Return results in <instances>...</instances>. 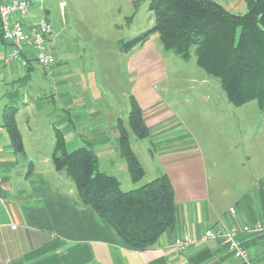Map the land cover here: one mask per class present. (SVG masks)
<instances>
[{"label":"crops","instance_id":"0c3cea01","mask_svg":"<svg viewBox=\"0 0 264 264\" xmlns=\"http://www.w3.org/2000/svg\"><path fill=\"white\" fill-rule=\"evenodd\" d=\"M49 14L47 0L42 7L36 2L26 18V25ZM60 33L55 29L50 41L57 58L52 71H47L35 60L32 51L25 48L21 58L26 64L20 59L6 63L0 77V91H3L0 95L5 101L0 113V264H244L222 238L203 239V235L209 228L219 227L227 232L233 226L243 228L264 222V134L248 148L245 156L239 157L238 150L232 145L222 147L225 154L215 156L213 153L212 159H208L188 128L176 130L183 122L167 124L176 115H161L157 111L159 101L156 98L147 100L152 92L141 89L138 78L142 64L152 66V61L159 57L151 39L132 51H120L121 55L130 57L127 69L132 74L131 94L144 111L151 131L149 136L166 135L156 140V155L150 154L151 159H159L162 167L156 173L166 172L175 189L176 223L152 247L138 250L129 246L91 205L78 202L74 182L52 163L56 140L43 138L46 133L43 128L27 129V135L33 137L30 144L17 117L25 152L20 155L14 152L3 124L4 108L17 106L19 115L27 107L19 102L23 95L21 90L32 87L29 81L33 77L40 80V76L51 74L57 76L52 79L54 87L50 94L43 96L42 87L37 86L40 95L27 102L30 107H34V103L40 109L54 108L50 112L56 111L57 117L54 122L49 120V133L53 130L56 138L57 130H60L67 144L70 138L77 137V148L91 143L100 161L102 152L111 151L117 155L113 156L112 163H116V158L124 161L118 150L117 112L113 109L108 112L99 108L93 110L98 104L94 100L80 101L83 90L78 91L76 83L62 77L59 67L64 60L60 58L61 50L55 49ZM11 48V43L0 32V58L5 59ZM10 86L14 88L10 89ZM102 93L108 96L107 90ZM257 104L264 110L258 101ZM260 116H264L262 111ZM46 144L50 159L38 155ZM185 234L193 235L197 242L181 251L173 243ZM241 239L252 260L264 264V231L243 233Z\"/></svg>","mask_w":264,"mask_h":264},{"label":"rangeland","instance_id":"374dc122","mask_svg":"<svg viewBox=\"0 0 264 264\" xmlns=\"http://www.w3.org/2000/svg\"><path fill=\"white\" fill-rule=\"evenodd\" d=\"M216 1L234 13L243 14L248 10V0ZM149 5L150 0H47L50 14L45 16L56 31L61 32L57 36V42L55 41V49L61 50L60 58L64 60L59 67L62 77L76 83L78 91L83 90L80 101L94 100L98 104L93 110L99 108L104 112L109 109L116 111L119 116L117 125L119 119H122L129 126L133 86L132 74L127 69L130 57L121 55L120 40L130 39L154 25L155 19ZM237 32L240 33V27ZM150 39L158 50L159 57L152 61L153 67L143 63L138 78L141 89L152 92L150 98L146 97L147 100L156 98L159 101L160 107L157 111L161 115L175 114L176 118L169 119L167 124L179 120L183 122L177 125L176 130L180 132L182 128H188L204 148L208 159H212L213 153L215 156L225 154L223 148L232 145L238 150L239 157L245 156L248 148L264 134V116H260L264 110L258 108L257 100L241 106L234 105L221 88L219 80L198 64L195 49L189 58H184L175 51L166 49L158 32H154ZM56 76L48 74L40 76V80L33 77L29 81L32 87L21 90L23 95L19 102L27 107L19 115L17 109L16 119L18 117L22 130L26 131L30 144L33 139L32 135H27L30 127H41L46 132L43 138L56 140L55 132L52 130L53 133H49V120L54 122L57 117L56 111L50 112L54 108L40 109L34 103V107L27 103L32 97L40 95L37 86L42 87L43 96L49 95L54 87L52 79ZM15 88L19 91L18 87ZM102 90H107L108 96H103ZM4 105L5 101L0 95V113ZM248 114L251 116L248 117ZM165 136L139 138L130 129L133 149L147 171L139 182L132 181L125 161L120 162L116 158V163H112L113 156H117L113 155V151L102 152L100 169L116 175L124 190L140 186L146 182L144 180L157 177L156 172L162 169L159 159H151L150 154L156 155V140ZM75 139L78 140L77 137L68 140V150L77 148ZM38 155L51 158L47 144Z\"/></svg>","mask_w":264,"mask_h":264},{"label":"trees","instance_id":"16d2710c","mask_svg":"<svg viewBox=\"0 0 264 264\" xmlns=\"http://www.w3.org/2000/svg\"><path fill=\"white\" fill-rule=\"evenodd\" d=\"M154 25L138 35L120 40L129 52L158 32L166 49L189 58L195 49L197 62L219 80L234 105L257 100L264 107V0H248L246 13H234L216 0H150ZM240 33L238 34V28ZM129 126L119 119L118 150L132 181L145 176V168L133 149L130 129L139 138L150 135L144 111L132 94ZM17 106H6L4 126L17 155L25 151L16 119ZM53 164L75 184L78 202L91 205L118 232L126 244L145 250L176 223L175 189L164 172L140 186L124 190L120 179L100 169V157L91 143L67 149L57 130Z\"/></svg>","mask_w":264,"mask_h":264},{"label":"built area","instance_id":"2783aa9c","mask_svg":"<svg viewBox=\"0 0 264 264\" xmlns=\"http://www.w3.org/2000/svg\"><path fill=\"white\" fill-rule=\"evenodd\" d=\"M36 2H39L42 7L45 0H0V32L12 45L8 56L5 59L0 58V77L3 76L6 63L20 59L26 64L21 58L25 48H29L35 60L48 70H51L57 62L56 55L50 46V41L55 34L52 22L43 16L30 26L26 25V18ZM232 211L234 212V209ZM254 231H264V222L243 228L233 226L227 232H223L219 227L209 228L205 231L203 239L222 238L236 258L241 259L244 264H256L241 239L243 233ZM196 242L197 239L193 235L185 234L177 237L173 245L185 251Z\"/></svg>","mask_w":264,"mask_h":264}]
</instances>
